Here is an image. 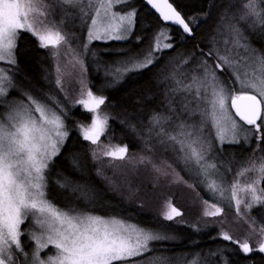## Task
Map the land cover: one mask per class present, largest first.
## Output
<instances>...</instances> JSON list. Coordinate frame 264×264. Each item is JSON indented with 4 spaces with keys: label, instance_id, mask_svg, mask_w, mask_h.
Wrapping results in <instances>:
<instances>
[{
    "label": "snow or ice",
    "instance_id": "obj_1",
    "mask_svg": "<svg viewBox=\"0 0 264 264\" xmlns=\"http://www.w3.org/2000/svg\"><path fill=\"white\" fill-rule=\"evenodd\" d=\"M141 2L154 10L163 24L152 28L148 20L139 21L143 31L133 36L139 10L134 0H0V62L10 66H0V264H176L168 255L156 256L154 252V248L165 249L167 242L176 240L168 225L133 223L119 214L99 215L75 204L61 207L48 198L49 166L70 135L65 105L54 92L34 95L14 79L19 71L16 49L27 33L35 38L38 48L51 49L47 55L54 61L57 75L48 83L64 93L59 63L62 46L67 53L76 52L73 45H77L74 67L79 70L80 98L75 104L92 116L90 123H81L76 130L90 145H99L110 115L101 112L107 97L94 94L85 83L88 69L84 57L89 45L93 41L131 40L139 46L105 69L104 74L113 77L109 83L116 84L131 72L152 67L162 59L158 54L179 53L209 14L207 10L185 13L172 0ZM120 5L131 7L122 9ZM212 6L219 11L207 46L193 44L186 54H180L176 71L156 81L162 109L150 110L146 123L127 115L119 120L127 122L147 151L155 148L171 153L182 171L199 178L196 183L213 199L202 201L204 217L223 216L225 208L220 201H225L238 217L236 222L242 220L247 226L243 239L220 227L209 239L229 244L182 253L183 264H236L229 256L237 253L249 261L255 259L254 253L264 256V188L260 186L264 157L258 165L253 161L237 168L229 180L232 161L224 155L225 144L243 140L247 145L254 140L258 148L264 141V0H221ZM128 151L127 145L110 146L98 155V149L89 148L94 162L108 157L115 170L121 167L112 164L115 161L133 164L134 173L136 164L144 165L153 173L149 181L153 190L160 182H183L195 188V183L177 179L179 173L171 164L158 165L147 155L132 158ZM71 163L79 169L76 158ZM248 172L255 173L254 177L242 183L240 177ZM96 174L101 175L100 168ZM55 183L75 193L76 199H94L90 188L68 177ZM253 208L260 209V219L251 215ZM183 215L166 199L163 221L184 224L177 219ZM153 242L163 243L150 247ZM146 253H153V258L145 257Z\"/></svg>",
    "mask_w": 264,
    "mask_h": 264
},
{
    "label": "trees",
    "instance_id": "obj_2",
    "mask_svg": "<svg viewBox=\"0 0 264 264\" xmlns=\"http://www.w3.org/2000/svg\"><path fill=\"white\" fill-rule=\"evenodd\" d=\"M172 2H174L185 13L198 12L201 10H207L209 13L207 21L201 23L199 29L196 31L195 37L189 39L185 46L180 48L179 53L174 56L170 55L168 51L158 54L162 56V59L158 60L152 67L140 72H131L127 74L121 82L116 84L109 83L113 77H105L103 73L108 65L111 64L115 66L116 61L120 60L129 51H133L139 47L138 45H135L133 41L110 42L98 45L96 54L99 59L100 69L98 71L92 70L89 65L86 64L88 69L87 76L89 79V87L94 94H103L107 97L105 105L101 106V112L103 113L107 111L110 115L105 141L108 144L113 145V147L127 145L129 150L128 156L132 158H138L136 155L139 153L148 156L152 155L153 157L155 156L145 149L144 142L138 138L136 133L132 132L126 126L127 122L121 124L119 120L127 115L133 118L139 117L144 119L146 123V117L150 110L157 107L162 109L163 106L159 103L160 96L157 91L156 81L166 76L164 72H167L166 67L168 62L174 60L179 61L182 59L180 54H186L192 49L193 44H199L201 47L207 46V37L213 29V25L217 18V12L219 11L218 7H213L212 5H218L221 0H172ZM134 3L138 6L139 10L137 16L138 25L133 32V36L138 32L143 31L139 26V21L145 19L148 20L151 23L152 28L159 27L163 24V22L158 19V17L154 15L146 5L141 2V0H134ZM173 32H175V28H173ZM144 43H146V41H142V44ZM261 51L264 52V49H261ZM48 52L47 49L38 48L35 38L31 37L29 34L22 35L16 52L19 71L15 74V76L18 77L21 88L24 90L28 89V91L38 94H41L44 89H46L45 79L47 77L50 78L52 75V80L53 75L55 74L54 63L47 55ZM172 52H176V50L173 49ZM53 88L54 87L52 86V89ZM61 100L63 101L62 98ZM63 103L67 108L66 121L67 126L70 129V135L61 154L52 164L50 176L53 181L62 177H68L72 182L90 188L94 193V199L91 202H88L89 206L87 207L94 209L91 210L93 212L100 214L106 211L117 212L122 210L126 212L125 214L127 217H141L146 220H159L167 225L176 223L175 221H163L162 217L160 218L158 214L149 211L150 208L147 207L149 206V203L152 204L154 208L159 207L158 203H160L161 199H167L164 194L161 195L154 192L160 184L164 188L162 183L157 184L153 190L149 184L151 175L149 178L139 176L138 181L135 182L134 178L131 180L132 188H129V192L128 189H125V186L127 185L125 182V172L126 170L133 172V164L123 162L119 170H114L116 172L114 175V171H105L104 163L101 162V158L95 162L92 160L89 153V148H92V145H90L88 141H84L76 130L79 124L90 123V116L87 114L82 115L78 108H72L64 101ZM113 116L116 117V119H112L111 117ZM133 123H135V120H133ZM137 128L139 129L140 125H137ZM242 146H226L225 148L229 150L231 154H235L234 152L240 153L244 149ZM255 146L256 144L254 142L241 164L244 165L249 160V157L253 154L251 152ZM260 149L261 151H264V141H261ZM73 158H76L79 161V169L73 167L71 163ZM97 168L101 169V175L96 174ZM140 168L142 167L136 164V171ZM105 177L115 181V184H109ZM261 187L264 188V181H261ZM137 188L139 190H135ZM52 191L57 193L54 194L52 192L49 199L61 207L74 203H81L83 206V201L87 202L83 199H76L75 193H71L67 188L61 189L57 184H55ZM161 207H159V209ZM159 212H161V210ZM254 214L257 216L256 212ZM200 232L201 233L197 235L200 241V247L211 248L215 245L229 244V242L219 239H209L210 234H215L217 232L215 226H209L204 229L202 228ZM229 246L232 248L235 247V245ZM179 248H185L184 244L176 245L171 250L175 251ZM253 256L255 259L249 261L242 254L237 253L235 256L230 255L229 259L234 260L236 264H264V256H261L258 253H254Z\"/></svg>",
    "mask_w": 264,
    "mask_h": 264
},
{
    "label": "rangeland",
    "instance_id": "obj_3",
    "mask_svg": "<svg viewBox=\"0 0 264 264\" xmlns=\"http://www.w3.org/2000/svg\"><path fill=\"white\" fill-rule=\"evenodd\" d=\"M119 7L122 9L123 8H130L131 5H120ZM113 10L115 11V9H113ZM121 14H124V13L122 12ZM24 34H27V33H24ZM77 35L80 36V33L77 32ZM80 39L82 41L83 36H80ZM110 42H118V41H109L107 43H110ZM107 43H104L102 41H93V43L91 45H89L88 54L84 57L85 65L87 64V65H89V67L92 70H96L97 67L100 65L98 56L96 54L97 53L96 49L98 48V45L107 44ZM73 48L76 49V52L69 51V52L65 53L63 51V46H62L61 56L59 58L60 68H61L62 73H63L64 93H61L58 89H55V88L52 89V86L48 83V81L51 80L52 75L50 76V78L47 77L45 79L46 80L45 81V84H46L45 88L46 89H44L43 92H46V91L54 92L58 97H60V99L62 98L63 101L65 103H67V105H70L72 108H78L81 111L82 115L87 114L91 117L92 116L91 113H87L86 111L82 110V106L75 104V101L80 98V95H79L80 84L78 83L79 70H78V67H74V63H75V60L77 58V52L79 51V48L75 44L73 45ZM17 49H16V52H17ZM47 50L51 51V49H47ZM93 53H95L94 56H93ZM16 58H17V55H16ZM17 61H18V59H17ZM177 62H178L177 60H174L172 62H168V65L166 67L167 72H164V74L166 76H170L171 73L176 71L175 65L177 64ZM53 63H54V61H53ZM0 66L6 67V68L10 67L9 65H7L6 62H0ZM53 66H54V70H55V74L53 75V78H54L57 75L55 63L53 64ZM184 67L186 68L187 65H185ZM99 69H100V66H99ZM181 71H182V69H181ZM104 73H105V71H104ZM104 73H103V75L105 77H109V76H106ZM197 74H199V71H197ZM14 79L19 84L18 77H16L14 75ZM88 80L89 79H88V76L86 74L85 83L87 84V87L90 88L88 85ZM25 90L28 91V89H25ZM42 93H41V95H42ZM33 94L37 95L38 93H33ZM60 94L62 97L60 96ZM65 109L67 110L66 105H65ZM237 120L239 121V119H237ZM240 123L242 124V122H240ZM66 125H67V121H66ZM105 137H106V132L103 136H101L99 145H92V148L98 149V155H99V152H102L105 147H110V146L113 147V145H110L105 141ZM254 142L255 141L253 140L251 143L246 145L244 143V141L241 140V142L239 144H232V145L225 144L224 145V149H225L224 155L227 156L229 159H231L232 167H233V172L228 174L229 180H231V177L235 174V170L237 168H240L241 166H247L248 162L254 161L257 165L261 162L260 158L264 157V151H261L260 146L258 148L255 146L254 147L255 150L253 149V151L251 152L253 154H251V156L249 157V160L244 165L241 164L244 161V159L246 158L247 153L250 150V147L253 145ZM150 143H152V141H150ZM226 146H232V147H241L242 146L244 149L240 153L234 152L235 154H231L230 151L225 148ZM62 150H61V152H62ZM150 152L155 156V157H153L152 155H150V157L154 163H156L158 165L164 164L165 166L167 164H171L172 168L175 169V172L179 173V177L177 179L182 177L183 181H187L190 184H192V183L196 184L195 188H192V187H188L183 182L175 183V184H165L163 182H160L163 184L164 188L161 186L160 183H158V184H160V186H158L154 190V192H156V193H159L161 195L164 194L167 197V199H171V197H172V199H171L172 203L175 206L179 207L184 212V215L182 217H178L177 219L181 220V221H185L186 223H184V224H188V225H184V224L178 225L176 223H173V224L168 225L169 228L167 230L176 236V240L167 242V247L165 249L154 248V252H155L156 256H159L161 254L168 255L170 259L176 261V264H183L185 257L182 256V253H185V252L192 253L196 249H207L206 247H200L199 246L200 241H199L197 235H199V233H201L200 230L202 228L204 229V228L209 227V226H211V227L215 226L217 231L219 230L220 227H223L224 230L228 231L231 235H233L234 237L239 238V239H243L245 237V235H246L245 230H246L247 226L244 224V222L242 220L239 221V223L236 222L238 220V217L235 216L234 211L229 210V208L227 206V202L220 201L225 208V213L223 216L204 217L202 215L203 210H204V204L202 203V201L203 200H209V202H213V199L210 197V194L202 188V186H200L198 183H196V181H198L199 178L196 177L192 173H189L187 171H182L181 166H177V164L174 163L171 153L159 151L155 148H153ZM136 156L139 158L140 156H144V155L142 153H139ZM100 158H101V162L104 163L105 171H114L115 170L113 166H110V158L102 157V156ZM53 162H52V164H53ZM52 164L49 166V170L47 173V175L49 177L48 189H47L48 198H49L50 194H52V192H53L52 189H53V187H55V184H56L55 181H53V179L50 176ZM112 164H120L121 165V164H123V162L115 161V162H112ZM137 165H139V164H137ZM140 167H142V168H140L138 171H135V173L130 172L129 170H126L125 177H126V180L128 182H127V185L125 186L126 187L125 189H128V191H129V188H132L131 187V180L133 178L135 179V182H136V181H138L139 176H144V177L149 178V176L151 175V177H152L153 173L150 171V169L146 168L144 165H140ZM254 175H255V173L248 172L244 176L240 177V180L242 183L245 181H250L254 177ZM129 184H130V186H129ZM117 188H118V186H117ZM197 190L199 193L197 192ZM177 192H179L180 195H176ZM53 193L56 194L57 192H53ZM143 193H145V192H143ZM165 201H166L165 198L161 199L160 203H158L159 207H161L163 203L165 204ZM74 204L77 207H82V208L89 206V203L84 202V201H83V206L81 203H74ZM80 204H81V206H80ZM164 204L160 209H159V207L154 208L152 206V204H150V203H149V206H147V207L150 208L149 211H151L155 214H158L159 217L161 218V213L164 210ZM87 208H89V207H87ZM90 210H94V209L90 208ZM160 210H161V212H159ZM116 211H117V209H116ZM241 211H243V206L241 207ZM259 211H260V209L253 208L251 211V215L256 216L254 213L255 212L258 213ZM94 213H96V212H94ZM117 213L121 216H125L126 218H129L130 221L133 223L139 222L141 224L152 225L154 227L160 226V225H167V224L160 222L159 220H146V219L141 218V217H137V218L127 217L125 214L126 212L122 211V210L117 211V212H107L106 211L104 213H100V214L96 213V214L108 216V215H115ZM257 219H260V217H257ZM220 221H223V224H219ZM192 225H195L200 230L196 231L193 227H191ZM23 239L24 238H22V240ZM251 239H252V242L255 241L254 236ZM157 243H163V242H153V245H150V247H153ZM180 244H184L185 248H183V249L179 248L178 250H175V251L171 250L172 248H174V246L180 245ZM47 251H51V248L48 249ZM173 253H175L176 255H173ZM42 255H43V253H42ZM145 257L152 259L153 253H146ZM135 259H144V257H137ZM122 264H123V262H122Z\"/></svg>",
    "mask_w": 264,
    "mask_h": 264
},
{
    "label": "water",
    "instance_id": "obj_4",
    "mask_svg": "<svg viewBox=\"0 0 264 264\" xmlns=\"http://www.w3.org/2000/svg\"><path fill=\"white\" fill-rule=\"evenodd\" d=\"M145 5H146V4H145ZM146 7H147V8H148V9H149V10H150V11H151V12H152L154 15H156V16H157V14L154 12V10H151V9H150V7H149V6H147V5H146ZM157 17H158V16H157ZM173 28H175V26H173ZM237 119H239V118L237 117Z\"/></svg>",
    "mask_w": 264,
    "mask_h": 264
}]
</instances>
